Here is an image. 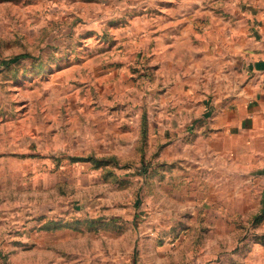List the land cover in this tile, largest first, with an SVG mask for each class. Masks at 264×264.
Masks as SVG:
<instances>
[{
	"label": "rangeland",
	"instance_id": "374dc122",
	"mask_svg": "<svg viewBox=\"0 0 264 264\" xmlns=\"http://www.w3.org/2000/svg\"><path fill=\"white\" fill-rule=\"evenodd\" d=\"M252 5L0 0V264H264V184L195 147Z\"/></svg>",
	"mask_w": 264,
	"mask_h": 264
},
{
	"label": "crops",
	"instance_id": "0c3cea01",
	"mask_svg": "<svg viewBox=\"0 0 264 264\" xmlns=\"http://www.w3.org/2000/svg\"><path fill=\"white\" fill-rule=\"evenodd\" d=\"M249 18L254 26L246 21L244 27ZM226 31L230 40L236 34L235 57L225 60V80L215 88L207 113L194 123L195 147L211 163L230 160L264 184V0H254Z\"/></svg>",
	"mask_w": 264,
	"mask_h": 264
}]
</instances>
